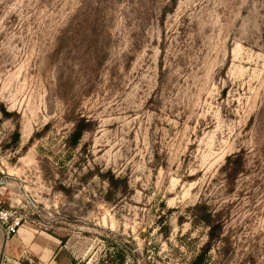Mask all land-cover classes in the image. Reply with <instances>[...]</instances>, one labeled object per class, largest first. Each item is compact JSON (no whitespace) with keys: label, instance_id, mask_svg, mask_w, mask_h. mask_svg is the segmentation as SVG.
Returning a JSON list of instances; mask_svg holds the SVG:
<instances>
[{"label":"rangeland","instance_id":"obj_1","mask_svg":"<svg viewBox=\"0 0 264 264\" xmlns=\"http://www.w3.org/2000/svg\"><path fill=\"white\" fill-rule=\"evenodd\" d=\"M204 252L264 264V0H0V264Z\"/></svg>","mask_w":264,"mask_h":264},{"label":"trees","instance_id":"obj_2","mask_svg":"<svg viewBox=\"0 0 264 264\" xmlns=\"http://www.w3.org/2000/svg\"><path fill=\"white\" fill-rule=\"evenodd\" d=\"M85 124H86V122H84V121L76 124L75 131H74L73 136H72V139H73V141H74L75 144L78 143L81 140L82 136L86 132L87 126ZM235 157H238L239 158L240 156H235ZM229 160H231V158H229ZM205 253L206 252L202 253L198 257L197 264H198V262L201 263V261L204 260Z\"/></svg>","mask_w":264,"mask_h":264}]
</instances>
